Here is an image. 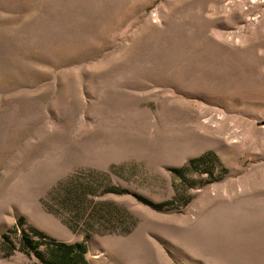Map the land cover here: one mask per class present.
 <instances>
[{
	"label": "rangeland",
	"instance_id": "rangeland-1",
	"mask_svg": "<svg viewBox=\"0 0 264 264\" xmlns=\"http://www.w3.org/2000/svg\"><path fill=\"white\" fill-rule=\"evenodd\" d=\"M61 242L264 264V0H0V264Z\"/></svg>",
	"mask_w": 264,
	"mask_h": 264
},
{
	"label": "trees",
	"instance_id": "trees-1",
	"mask_svg": "<svg viewBox=\"0 0 264 264\" xmlns=\"http://www.w3.org/2000/svg\"><path fill=\"white\" fill-rule=\"evenodd\" d=\"M139 198L147 203H150V201L146 198H142V197ZM22 238H23L22 242L24 243L25 246L27 245L28 248L35 247L34 242L29 234L23 235ZM57 245L59 249L63 251L61 255H63L62 258L64 259L60 260L59 258H53L51 261L52 264H69V261L71 259H73V262L70 264H79L83 260L82 257L83 254L86 252V250L84 248H81L82 247L81 244H67L65 242H61L58 243Z\"/></svg>",
	"mask_w": 264,
	"mask_h": 264
},
{
	"label": "bare ground",
	"instance_id": "bare-ground-1",
	"mask_svg": "<svg viewBox=\"0 0 264 264\" xmlns=\"http://www.w3.org/2000/svg\"><path fill=\"white\" fill-rule=\"evenodd\" d=\"M189 58H190V57H189ZM206 63H207V62H206ZM193 64H194V63H193ZM201 64H202V63H201ZM194 65H195V64H194ZM194 67H195V66H194ZM195 69H196V68H195ZM199 69H201V68H199ZM199 69H198V70H199ZM191 70H192V69H191ZM196 70H197V69H196ZM213 70H214V69H213ZM192 71H193V70H192ZM198 72H199V71H198ZM196 80H197V79H196Z\"/></svg>",
	"mask_w": 264,
	"mask_h": 264
}]
</instances>
